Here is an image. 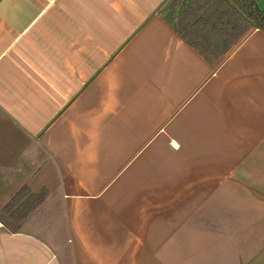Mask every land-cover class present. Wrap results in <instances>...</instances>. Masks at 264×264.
Listing matches in <instances>:
<instances>
[{"label":"crops","instance_id":"0c3cea01","mask_svg":"<svg viewBox=\"0 0 264 264\" xmlns=\"http://www.w3.org/2000/svg\"><path fill=\"white\" fill-rule=\"evenodd\" d=\"M167 1L0 0V264H264V30L211 65Z\"/></svg>","mask_w":264,"mask_h":264},{"label":"trees","instance_id":"16d2710c","mask_svg":"<svg viewBox=\"0 0 264 264\" xmlns=\"http://www.w3.org/2000/svg\"><path fill=\"white\" fill-rule=\"evenodd\" d=\"M168 0L164 18L172 29L209 64L220 63L253 29L264 30V8L256 0ZM43 188L30 193L28 185L7 202L4 210L21 222L47 198Z\"/></svg>","mask_w":264,"mask_h":264},{"label":"water","instance_id":"95a60500","mask_svg":"<svg viewBox=\"0 0 264 264\" xmlns=\"http://www.w3.org/2000/svg\"><path fill=\"white\" fill-rule=\"evenodd\" d=\"M245 17H247V15L242 11V9L237 6L234 2H232L231 0H229ZM248 18V17H247Z\"/></svg>","mask_w":264,"mask_h":264},{"label":"rangeland","instance_id":"374dc122","mask_svg":"<svg viewBox=\"0 0 264 264\" xmlns=\"http://www.w3.org/2000/svg\"><path fill=\"white\" fill-rule=\"evenodd\" d=\"M261 2V1H260ZM261 4V7L264 8V5H262L263 3H260ZM260 6V5H259Z\"/></svg>","mask_w":264,"mask_h":264}]
</instances>
